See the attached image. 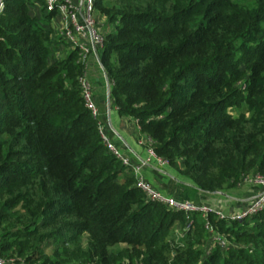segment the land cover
<instances>
[{"label":"trees","instance_id":"trees-1","mask_svg":"<svg viewBox=\"0 0 264 264\" xmlns=\"http://www.w3.org/2000/svg\"><path fill=\"white\" fill-rule=\"evenodd\" d=\"M34 2L5 0L0 15V256L29 264H264V211L205 218L146 198L86 106L79 78L88 63L66 52L55 13L36 15ZM95 7L112 26L100 57L112 102L155 153L204 192L264 177V0ZM241 106L248 116L233 113Z\"/></svg>","mask_w":264,"mask_h":264},{"label":"built area","instance_id":"built-area-1","mask_svg":"<svg viewBox=\"0 0 264 264\" xmlns=\"http://www.w3.org/2000/svg\"><path fill=\"white\" fill-rule=\"evenodd\" d=\"M43 1L45 2L46 12H54L55 17H60L61 25L58 34L72 49L78 51L83 62L88 63V58L92 54L102 52L105 44V34L101 31L97 17L95 7L96 0ZM4 8L5 0H0V15ZM101 66L103 68L102 64ZM79 84L82 89V95L86 106L91 110L92 115L95 118H98L99 111L93 101V85L86 73L80 76ZM100 133L108 150L119 158L124 166L133 171L137 178V185L145 193L147 199L161 203L171 210L185 212L188 215L192 213H200L207 218L209 213L212 212L207 206L199 205L192 200L178 199L175 196L165 194L145 179L143 176L144 168L149 167L158 169V166L163 167L167 164V161L164 158L159 157L152 147L149 149L146 158H139L138 162H133L131 158L126 156L122 149L107 135L106 130L102 125H100ZM149 143L152 144L150 138ZM250 180L259 186L260 192L251 200L246 211L239 214L237 218L233 217V219H244L247 216L256 215L264 211V177L256 174ZM218 215L220 217H225V215L220 213H218ZM206 228L212 230L211 224L208 221L206 222ZM216 240L221 245L225 244V239L220 236H217ZM0 264L29 263L18 257L3 258L0 256Z\"/></svg>","mask_w":264,"mask_h":264},{"label":"crops","instance_id":"crops-1","mask_svg":"<svg viewBox=\"0 0 264 264\" xmlns=\"http://www.w3.org/2000/svg\"><path fill=\"white\" fill-rule=\"evenodd\" d=\"M55 21H57L59 25L58 30H56L58 32L61 25L60 17L56 16L52 20V26L54 29H56ZM110 29H112V26L107 25L106 30L108 31ZM101 31L104 34L107 32L103 30V27L101 28ZM101 54L102 52H98L97 54H92L88 58V67L86 71V74L93 85V101L99 111L97 119L99 124L105 128L107 135L113 140V142L136 161L147 155L146 150H144V148L138 143V136L143 137V135L139 131L137 122L130 117L121 116L117 107L113 104L111 99V82L108 73L101 66ZM159 172V170H154L149 167H146L143 170L145 179L156 188L163 189L167 194L175 197H188L183 195L180 186L176 184V182L169 183L165 179V176H161ZM258 189L260 191L259 186ZM231 200L230 207L224 199L213 202L215 204L213 207L216 209H212V211L218 214L220 211L217 209L223 210L224 207H226L227 211H223L225 213L224 215L227 216L240 211V202L243 198H239V196H231Z\"/></svg>","mask_w":264,"mask_h":264},{"label":"rangeland","instance_id":"rangeland-1","mask_svg":"<svg viewBox=\"0 0 264 264\" xmlns=\"http://www.w3.org/2000/svg\"><path fill=\"white\" fill-rule=\"evenodd\" d=\"M106 4H108V3L106 2ZM41 9H42L41 3L35 0L34 6H33V12L36 15L42 17L43 14L46 12L44 11V13L42 14ZM96 9H97L96 12H97L99 24H100V26L103 27V30L106 32L107 31L106 26L108 25L107 20L100 14L98 8H96ZM55 24H56L55 25L56 29H54V31L57 33L56 30H58L59 25H58L57 21H55ZM70 48L71 47L68 46L66 52L71 50ZM233 113L235 115H239V114H243L245 116L249 115L247 108L244 106L239 107L237 110L233 111ZM138 137H139L138 143L147 152L146 156L140 158V159H144L148 156L149 149L151 148V144L149 143V138L147 136L143 135V137H140V136H138ZM123 153L126 156L130 157L124 151H123ZM131 160L133 162H138V160L135 161L132 158H131ZM165 160L167 161V164L163 167L158 166L157 167L158 169H156V170H159L160 171L159 174L161 176H165V179L169 183L176 182V184H178L180 186L181 192L183 193V195L188 196V197H184V196L179 197L178 196V197H176L178 199H189V200H192L193 202H195L199 205L207 206L208 208H210L212 210V209H216L213 207V206H215V204L213 203L215 201H221L222 199H224L227 202V204H229V207H230V203L232 201L231 196H239V198H243V200H241V202H240L241 203L240 211L230 215L229 217L237 218L239 214L244 213L246 211V209L248 208V205L251 202V200L260 192L258 189V186L250 180L254 175H256L254 173H251L248 176H244L243 178H241L237 181L233 180V179H231V180L229 179L228 181H226L224 183L223 187L217 191L204 192V191L200 190L194 184V182L187 175L184 174V172L181 169L176 168L173 165H171L169 160H167V159H165ZM181 166H182V164H181ZM152 169L155 170V168H152ZM143 176H144V174H143ZM159 190L162 191L163 189H159ZM162 192L167 194V192L164 190ZM168 195H170V194H168ZM226 209L227 208L224 207L223 210L227 211ZM217 210L220 211V214H222V215L225 214L222 209H217ZM225 216H227V215H225ZM240 220H243V219H240ZM49 250H51V249H49ZM49 250H48V252H50ZM2 257L3 258H10L11 256H3L2 255Z\"/></svg>","mask_w":264,"mask_h":264}]
</instances>
